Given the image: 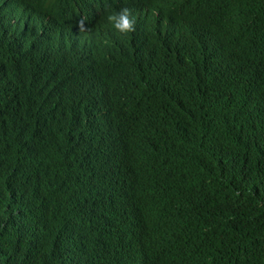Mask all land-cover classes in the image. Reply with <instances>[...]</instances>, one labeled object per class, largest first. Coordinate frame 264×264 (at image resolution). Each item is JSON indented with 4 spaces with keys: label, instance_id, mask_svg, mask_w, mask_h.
<instances>
[{
    "label": "trees",
    "instance_id": "trees-1",
    "mask_svg": "<svg viewBox=\"0 0 264 264\" xmlns=\"http://www.w3.org/2000/svg\"><path fill=\"white\" fill-rule=\"evenodd\" d=\"M37 2L0 0V264H264V20L243 22L264 0L198 3L189 26L169 27L188 87L214 100L185 89L181 60L116 72L117 50L77 27L38 39ZM111 96L140 97L174 133L180 179L163 176L182 205L152 239L121 203L151 179L124 178L94 131ZM147 152L160 163L155 136Z\"/></svg>",
    "mask_w": 264,
    "mask_h": 264
},
{
    "label": "clouds",
    "instance_id": "clouds-1",
    "mask_svg": "<svg viewBox=\"0 0 264 264\" xmlns=\"http://www.w3.org/2000/svg\"><path fill=\"white\" fill-rule=\"evenodd\" d=\"M209 0H38L36 37L53 39L62 29L77 27L82 36L99 40L117 50L116 72L132 63L152 66L163 58L181 60L184 67L183 85L191 94L214 100L202 90L188 87L189 64L183 51L182 37L171 32L173 24L190 25L198 3ZM122 7L109 13L107 8ZM264 20V5L258 9L252 4L243 15L246 25ZM103 114L95 125V132L103 138V151L118 164L124 178L139 171L145 172L152 185L138 204H131L128 195L121 200L127 205L125 223L135 236L152 239L167 232L166 216L170 206L182 205L177 188L169 185L163 176L180 179L179 166L173 159L174 133L150 116L147 105L138 96H111L104 100ZM246 124V123H245ZM251 133L254 128L246 124ZM164 147L160 163L147 152L150 139ZM161 264H169L163 261ZM188 264V263H186ZM190 264H202V257Z\"/></svg>",
    "mask_w": 264,
    "mask_h": 264
},
{
    "label": "bare ground",
    "instance_id": "bare-ground-1",
    "mask_svg": "<svg viewBox=\"0 0 264 264\" xmlns=\"http://www.w3.org/2000/svg\"><path fill=\"white\" fill-rule=\"evenodd\" d=\"M109 9V8H108ZM34 32V31H33ZM75 32V31H74ZM33 35V34H32ZM34 40V39H33ZM18 48V47H17ZM15 50H17L16 48H15ZM25 50V49H24ZM29 55V54H28ZM13 57H14V55H13ZM27 58V57H26ZM25 58V59H26ZM15 59V58H14ZM31 59V58H30ZM12 60V59H11ZM15 61H17V60H15ZM20 60H18V62H19ZM18 64V63H17ZM14 65V64H13ZM20 65V64H19ZM24 65V64H23ZM36 65V64H35ZM39 65V64H38ZM30 67H31V65H29ZM16 67V66H15ZM26 67V66H25ZM34 67V66H33ZM24 68V67H23ZM32 68V67H31ZM34 69V68H33ZM14 70V69H13ZM22 70V69H21ZM28 71H29V68L27 69ZM27 70H26V74H27ZM36 71H37V69H36ZM35 72V71H34ZM30 73H31V70H30ZM36 74V73H35ZM33 76H34V73H33ZM32 77V76H31ZM161 156V155H160ZM66 175V174H65ZM64 176V175H63ZM124 183V182H123ZM125 186V185H124ZM135 187H137V186H135ZM137 189H139L138 187H137ZM137 189H134V190H137ZM131 190V189H130ZM129 190V191H130ZM123 191V190H122ZM125 191H126V189H125ZM132 191V190H131ZM134 193H137V192H134ZM133 193V194H134ZM129 194H130V192H129ZM132 194V193H131ZM134 196V195H133ZM161 244V243H160Z\"/></svg>",
    "mask_w": 264,
    "mask_h": 264
}]
</instances>
